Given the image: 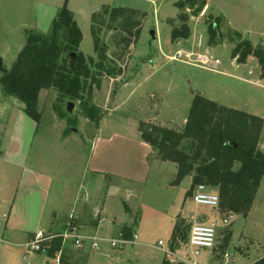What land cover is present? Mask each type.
I'll list each match as a JSON object with an SVG mask.
<instances>
[{
  "label": "rangeland",
  "instance_id": "rangeland-1",
  "mask_svg": "<svg viewBox=\"0 0 264 264\" xmlns=\"http://www.w3.org/2000/svg\"><path fill=\"white\" fill-rule=\"evenodd\" d=\"M173 1L0 0V58L6 70L12 68L24 48L25 31L50 33L65 3L82 33L76 59L82 57L87 68L80 78L82 99L71 101L72 115L66 112L68 101L51 88L38 94L39 118L35 122L24 112L22 102L4 96L0 88V264H54L45 254L29 251L25 245L31 235L26 233L63 228L73 202L70 197L79 184L83 186L81 194L87 193V201L78 205L75 220L80 234L90 239L84 241L83 248L67 242L64 251L65 257L70 256L69 264H161L180 219L193 225L210 215H224L194 204L189 195L192 178L173 184L176 164L163 163L156 150L150 156L142 135L154 128L182 132L197 95L264 120V70L253 56L245 63L233 59L237 42L227 39L236 29L264 53V0H218L225 5L224 13L233 29L222 22L217 38L222 39L216 46L208 44L207 29L216 18L212 8L205 7L194 16L192 10H176ZM119 7L128 10L118 12L123 20L138 24L132 30L139 31L137 37L115 27L112 16L104 12ZM183 16L189 17L186 25L190 37L173 41L172 34L183 26ZM151 30L156 31L157 38L152 44ZM65 34L59 31L61 39ZM122 38L130 41V46L122 43ZM179 49L207 53L221 64L210 70L172 61ZM100 64L103 71L97 67ZM85 101L99 111L100 128L96 120L86 118L82 109ZM59 106L64 117L55 110ZM259 149L264 153V127ZM93 152L100 166L117 175L100 176L101 182L91 176L88 168L94 164L90 166L88 161ZM87 171L86 177L83 173ZM39 176L41 183H32ZM111 178L122 188L121 197L104 199L106 190L99 186L110 185ZM125 229L135 236L129 242L121 236ZM93 238L97 248L92 247ZM113 240L117 246L112 245ZM175 253L187 264H253L263 258L264 178L247 217L236 214L233 223L222 230L214 250L192 257L191 250L182 244ZM226 253L230 254L229 261L225 260Z\"/></svg>",
  "mask_w": 264,
  "mask_h": 264
},
{
  "label": "trees",
  "instance_id": "trees-1",
  "mask_svg": "<svg viewBox=\"0 0 264 264\" xmlns=\"http://www.w3.org/2000/svg\"><path fill=\"white\" fill-rule=\"evenodd\" d=\"M197 5L199 7L195 10ZM175 7L180 11L192 10L193 15L198 16L206 7V0H181ZM121 10L128 12L120 7L111 10L106 8L104 12L112 16L110 19L115 27L127 32L131 37H137L139 31L133 33L132 30L138 24L123 20V17L118 15ZM188 19V16L182 17L183 26L172 34L173 41L190 37V30L186 25ZM222 22L226 21L222 16H217L209 24L207 33L210 46L221 43L222 38H217ZM61 30L66 32L63 39L59 35ZM25 38L24 48L12 68L2 74L0 88L4 96L14 97L22 102L26 115L36 122L39 118L37 99L40 91L57 89L59 97L65 102L82 99L80 78L82 70L87 68L83 65L82 57L76 59L73 67L68 62L70 54L77 52L82 33L66 3L59 10L50 33L26 30ZM227 39L230 43L237 42L232 51L233 59L238 63H245L253 56L264 70V53L261 48H254L250 41L235 30L231 31ZM121 42L127 47L130 46V41L125 38H122ZM97 67L104 70L102 64ZM116 76H119V73ZM82 109L86 118L94 122L96 120L98 125L100 124L99 111L93 105L85 101ZM55 110L61 117L65 116L62 106L56 107ZM263 127L264 120L258 116L219 106L197 95L182 132L154 128L144 132L142 138L158 152L161 161L176 164L177 178L173 184H180L186 177H191V197L197 185L205 184L219 191V211L222 214L233 212L247 217L264 178V153L259 149ZM185 221L180 219L173 229L169 243L172 252L187 242L192 223L186 224ZM72 224L78 225L75 219ZM230 234L227 235L226 242L229 241ZM121 236L123 241H131L134 238L133 232L127 229ZM61 247L62 239H54L50 243L47 256L54 258ZM66 257L64 251L61 264H69ZM161 264L173 263L165 257ZM253 264H264V257Z\"/></svg>",
  "mask_w": 264,
  "mask_h": 264
},
{
  "label": "built area",
  "instance_id": "built-area-1",
  "mask_svg": "<svg viewBox=\"0 0 264 264\" xmlns=\"http://www.w3.org/2000/svg\"><path fill=\"white\" fill-rule=\"evenodd\" d=\"M152 1V0H151ZM201 47V41L199 43V48ZM172 61H181L188 64H199L201 67H207L210 70H216L221 64L220 60H212L209 55L191 52H184L179 49L175 56L171 58ZM249 74H252L249 72ZM192 201L197 207H206L214 212H219L220 208V196L217 192L209 189L204 184H199L195 187L192 195ZM76 217L70 215L69 222L67 223L66 230L58 233H44L38 231L35 233L31 241H29L25 246L29 248V251L34 253H43L47 256L48 249L50 248V243L56 239H62V247L60 251L56 253L54 258H50L55 264H61V258L63 252L66 248L67 242H71L77 248H83L84 241L89 240L80 234L78 225H73L72 220ZM236 218V214L233 212L219 215H210L209 217H204L196 220L189 231L188 239L186 242V247H188L193 257H197L203 250H214L219 242V237L223 229L230 226ZM128 242V241H125ZM162 245V242L159 243ZM113 246H117V241H112ZM93 248H97L98 244L96 238H93L92 243ZM166 256L171 262H176L177 260L182 261L175 252L170 251L168 248L164 251ZM48 257V256H47ZM225 260H230V254H225Z\"/></svg>",
  "mask_w": 264,
  "mask_h": 264
},
{
  "label": "crops",
  "instance_id": "crops-1",
  "mask_svg": "<svg viewBox=\"0 0 264 264\" xmlns=\"http://www.w3.org/2000/svg\"><path fill=\"white\" fill-rule=\"evenodd\" d=\"M178 1H181V0H176V1H173V4H174V7H175V4L178 2ZM152 4V3H151ZM225 4H227V2H225ZM153 6H155L154 4H152ZM225 7V5L223 4V3H219V1L218 0H206V9L207 8H212V13L211 14H214L216 17L217 16H222L223 18H224V20L228 23V25L230 26V28L231 29H233L232 27H231V25H230V23L228 22L230 19H229V17H227V14L226 13H224V7ZM223 7V9H220V8H222ZM176 8V7H175ZM176 10H178L177 8H176ZM49 12V11H48ZM73 13V12H72ZM47 14H49V13H47ZM52 16H53V14H52ZM54 17V16H53ZM52 17V18H53ZM51 18V19H52ZM76 21V20H75ZM77 22V21H76ZM233 30H235V31H237L236 29H233ZM237 32H239V31H237ZM239 33H241V32H239ZM243 36H246L245 34H243V33H241ZM178 44V43H177ZM179 45V44H178ZM235 61V60H234ZM249 75H251V74H249ZM118 78V77H117ZM100 126H101V122H100V124H99V126L97 127V129L98 128H100ZM142 144L144 145V147H146L147 148V150L150 152V156H152L153 155V153H154V150L152 149V147L148 144V143H146L144 140L142 141ZM95 147H96V145H94ZM155 160V159H154ZM156 162L157 161H159V160H155ZM90 163L92 164H94L93 166H92V168H90V170H89V168H88V171L90 172V175L92 176H97L98 177V180H99V182H101V179L99 178L100 176H101V178H105V177H107V173L108 174H111L112 176H114V174H116V173H114V171H112V170H110V169H106V168H104V167H102V166H100L99 164H100V161H99V159L97 158V156H95V153L93 152L91 155H90V157H89V161H88V164L90 165ZM163 163H165V162H163ZM91 166V165H90ZM88 171L87 172H84L83 173V175L84 176H86L87 177V174H88ZM114 173V174H113ZM117 175V174H116ZM94 178H96V177H94ZM186 178H190L191 179V177H186ZM48 179V178H47ZM92 179V178H91ZM40 180H41V176H39V179L35 182V179H32V181H34V182H32V183H35V184H39V183H41L40 182ZM94 181H95V184H96V180H97V178L96 179H93ZM48 181V183L50 184V179H48L47 180ZM111 183H110V185H106V183L103 185V183H102V186H101V183H100V188L102 189L101 191H103V190H106V192H105V194H104V199H105V197L107 198V197H109V196H119V197H121V193H122V188L116 183V181H115V178H114V180L111 178ZM45 186H46V184H44ZM48 186V185H47ZM73 187V189H76V187L75 186H72ZM45 188L46 187H44V189H42V194L44 195L45 193H44V191H45ZM82 188H83V186H82V184L80 185L79 184V186L77 187V190H75L74 191V193H75V195L74 196H72V197H70L72 200H73V202L70 204V206L68 207V213H67V217H66V219H65V221H64V223H65V225H64V227L63 228H61V229H57V230H55V231H50V232H48L47 234H50V233H57V232H60V231H63L64 229H65V227H66V223L68 222V220H69V217H70V215H71V213H73L72 215L73 216H75L76 217V214L74 213L75 211H76V209H77V207H78V205H80V203H84L85 201H87V197H86V194L87 193H82L81 194V192H82ZM99 188V189H100ZM84 194V195H83ZM43 200H45V196L43 197ZM126 202V201H125ZM101 204H102V202H101ZM104 205H101V216L103 217V216H105L104 215V211H105V203H103ZM16 206H15V204H13V208H15ZM127 208V207H126ZM194 219V218H193ZM99 223H100V221H99ZM28 228V227H27ZM37 229V228H36ZM38 231H41V230H36V231H28L26 234H29V235H31V239L33 238V236L35 235V233L36 232H38ZM26 232V231H25ZM135 237V236H134ZM30 239V240H31ZM129 242V241H128ZM165 251V250H164ZM166 255V254H165ZM177 255V254H176ZM200 255V254H199ZM198 255V256H199ZM178 256V255H177ZM165 257H167V256H165ZM180 259H182V261H180V262H182L183 264H187L188 263V261L186 260L185 261V259L183 258V257H180V256H178ZM193 257V256H192ZM168 258V257H167ZM66 260L67 259H70V256H67L66 258H65ZM55 264V263H54Z\"/></svg>",
  "mask_w": 264,
  "mask_h": 264
},
{
  "label": "water",
  "instance_id": "water-1",
  "mask_svg": "<svg viewBox=\"0 0 264 264\" xmlns=\"http://www.w3.org/2000/svg\"><path fill=\"white\" fill-rule=\"evenodd\" d=\"M168 23L171 26H173V21L171 19H168ZM156 39H157L156 38V31L155 30H151L149 32V43L152 44L153 42L156 41ZM76 55L77 54L75 52H72L70 54V66L71 67H73L74 64H75V62H76ZM6 71L7 70L4 68V65H3V60H2V58H0V74H4ZM73 110H74V103L67 102V104H66V112H67V114L72 115L73 114ZM127 222H128V218H126V220L124 221V223H127Z\"/></svg>",
  "mask_w": 264,
  "mask_h": 264
}]
</instances>
